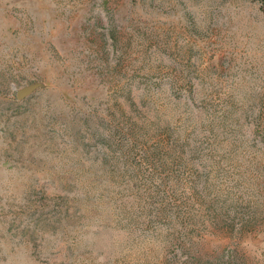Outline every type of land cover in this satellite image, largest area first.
<instances>
[{"label":"rangeland","instance_id":"1","mask_svg":"<svg viewBox=\"0 0 264 264\" xmlns=\"http://www.w3.org/2000/svg\"><path fill=\"white\" fill-rule=\"evenodd\" d=\"M0 264H264V0H0Z\"/></svg>","mask_w":264,"mask_h":264},{"label":"water","instance_id":"2","mask_svg":"<svg viewBox=\"0 0 264 264\" xmlns=\"http://www.w3.org/2000/svg\"><path fill=\"white\" fill-rule=\"evenodd\" d=\"M36 87V83H31L29 85H26L24 87L19 88L16 91V97L17 98H23L26 95H28L29 93L32 92V90Z\"/></svg>","mask_w":264,"mask_h":264}]
</instances>
